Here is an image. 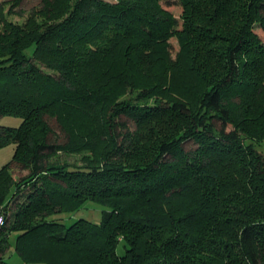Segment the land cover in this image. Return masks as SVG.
<instances>
[{
	"label": "trees",
	"instance_id": "1",
	"mask_svg": "<svg viewBox=\"0 0 264 264\" xmlns=\"http://www.w3.org/2000/svg\"><path fill=\"white\" fill-rule=\"evenodd\" d=\"M5 114L0 264H264V0L0 8Z\"/></svg>",
	"mask_w": 264,
	"mask_h": 264
},
{
	"label": "rangeland",
	"instance_id": "2",
	"mask_svg": "<svg viewBox=\"0 0 264 264\" xmlns=\"http://www.w3.org/2000/svg\"><path fill=\"white\" fill-rule=\"evenodd\" d=\"M7 0H0V8H1V12L3 15L6 16V18L8 20H11L13 22H17V23H21L25 20V18L28 15V12L30 11L31 8L36 7L40 4L41 0H20L19 4L17 6H14L11 10V12H9V8H10V3L8 2H4ZM10 1V0H9ZM109 1H114V0H109ZM168 8H170L174 14L178 15L179 10H180V6H178L175 2L170 4L168 6ZM257 29V28H256ZM257 31H259V29H257ZM171 42V50H172V54L175 53V51L178 48L177 42L174 38H172L170 40ZM49 125L53 128V130L55 131V133L57 134V137L59 138V140H61L63 138V133L60 130L59 125L57 124L56 120L54 118H50L47 117ZM21 118L19 116H15V115H2L0 116V124L2 125H7V126H18L20 124ZM130 126H132L131 122H127ZM247 142L253 141L251 139L246 140ZM196 146V144L192 141L189 140L187 142L184 143V148L186 150H191ZM261 146H264V144H261ZM13 155V144H9L6 146H3L0 148V167H2V165H4L5 163H7L8 161L11 160ZM63 157H65L66 159L70 160V161H78V154H70V155H64ZM27 173V170H19L17 167L14 168V170H12V174L15 177V179H17L19 176L24 175ZM29 186H27L26 188H24L21 192L22 193L26 192L29 190ZM101 205H97L91 202H87L85 204L84 207H82L81 209H79L78 211L74 212V213H68V214H62V221L65 224H70L74 219L78 218V217H85L88 218L90 220H96L98 221L100 219V212H101ZM15 232H11L9 234V241L11 243V247L8 251V253L6 254V260L12 264H21L23 262L22 258L20 257V255L14 250V246L12 245L14 243V239H15ZM117 253L122 254L123 252V248H122V243H119L117 245ZM29 264H46V263H42V262H33V263H29Z\"/></svg>",
	"mask_w": 264,
	"mask_h": 264
},
{
	"label": "built area",
	"instance_id": "3",
	"mask_svg": "<svg viewBox=\"0 0 264 264\" xmlns=\"http://www.w3.org/2000/svg\"><path fill=\"white\" fill-rule=\"evenodd\" d=\"M4 222V219L2 216H0V224H2Z\"/></svg>",
	"mask_w": 264,
	"mask_h": 264
},
{
	"label": "crops",
	"instance_id": "4",
	"mask_svg": "<svg viewBox=\"0 0 264 264\" xmlns=\"http://www.w3.org/2000/svg\"><path fill=\"white\" fill-rule=\"evenodd\" d=\"M92 221H96V220H92Z\"/></svg>",
	"mask_w": 264,
	"mask_h": 264
}]
</instances>
